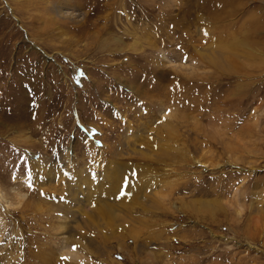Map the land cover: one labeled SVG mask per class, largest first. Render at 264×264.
I'll return each instance as SVG.
<instances>
[{
  "label": "rangeland",
  "instance_id": "374dc122",
  "mask_svg": "<svg viewBox=\"0 0 264 264\" xmlns=\"http://www.w3.org/2000/svg\"><path fill=\"white\" fill-rule=\"evenodd\" d=\"M263 180L264 0H0V264H264Z\"/></svg>",
  "mask_w": 264,
  "mask_h": 264
},
{
  "label": "bare ground",
  "instance_id": "6f19581e",
  "mask_svg": "<svg viewBox=\"0 0 264 264\" xmlns=\"http://www.w3.org/2000/svg\"><path fill=\"white\" fill-rule=\"evenodd\" d=\"M198 162H200V161H198ZM203 164V163H202ZM206 163H204L203 165H205ZM206 166V165H205ZM260 186H264V180L261 182V185ZM262 188H264V187H262ZM42 248V247H41ZM48 249V247L46 248V249H39V251L37 250V252H34L33 253V256H34V259H35V257H38V259H39V261H41L42 259H43V261L42 262H44V259H45V257H47V263L46 264H51V260H50V258H51V256L50 255H48V254H46V253H44L46 250ZM50 250V249H49ZM48 251V250H47ZM62 253L61 254H63L64 256H65V259L66 258H71L72 259V256L73 255H75L76 253L75 252H73L71 249H70V247H69V245H65V246H63V250L61 251ZM48 253V252H47ZM51 254H52V252H50ZM46 254V256L44 257V255ZM41 257H43L42 259H41ZM67 260V259H66ZM66 260H61V264H69ZM45 264V263H44ZM71 264V263H70Z\"/></svg>",
  "mask_w": 264,
  "mask_h": 264
}]
</instances>
